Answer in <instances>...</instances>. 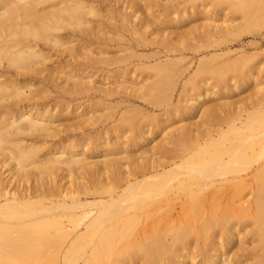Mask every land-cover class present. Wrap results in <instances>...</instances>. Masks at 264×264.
<instances>
[{
	"label": "bare ground",
	"instance_id": "bare-ground-1",
	"mask_svg": "<svg viewBox=\"0 0 264 264\" xmlns=\"http://www.w3.org/2000/svg\"><path fill=\"white\" fill-rule=\"evenodd\" d=\"M242 11L252 18L246 6ZM190 17L179 5L157 7L149 0H0V244L16 249L20 264H240L244 257L264 264L263 97L251 108L231 112L226 127L191 128L186 136L193 146L177 152L172 163L149 154L133 175L121 174L113 182L77 183L75 173L90 164L85 140L73 144L63 138L44 154L49 139L61 136L50 123L58 116L50 108L57 106L40 102L33 90L50 65L81 75L133 70L139 66L131 60L141 50L152 51L142 57L157 63L142 71L161 70L171 63L160 62V51L176 47L166 34L175 35V27ZM166 23L172 32L164 30ZM114 46L125 56L103 58ZM168 76L159 75V81ZM65 78L69 92L71 80L81 89L93 77ZM155 83L130 84L124 91L143 97L154 88L150 99L159 105L166 84ZM201 98L188 107V116L197 113ZM69 108L60 107L62 113ZM172 108L162 111L167 115ZM150 135L145 132L143 142ZM116 146L108 144L105 151ZM126 162L99 164L120 171ZM60 172L75 190L54 178V186L46 187L44 176ZM208 232L213 242L197 244Z\"/></svg>",
	"mask_w": 264,
	"mask_h": 264
},
{
	"label": "rangeland",
	"instance_id": "rangeland-1",
	"mask_svg": "<svg viewBox=\"0 0 264 264\" xmlns=\"http://www.w3.org/2000/svg\"><path fill=\"white\" fill-rule=\"evenodd\" d=\"M149 1L157 7L176 4L185 15H191L175 27V35L169 33L174 30L171 24L162 25L170 35L166 34L169 44L174 43L176 47L173 52L172 49L168 52L167 49L160 51V62L170 61L171 64L161 70L150 68L148 72H143L142 68L147 64L155 66L157 63L142 57L151 55L152 51L139 50L131 60L139 67L133 70L128 67L124 71H89L81 75L70 74L68 70L60 71L56 69L57 66L50 65L48 72L40 75V83L33 88L35 93L43 98L40 102L47 101L57 106L55 109L53 107V111L52 107L50 108L52 114L58 115L50 123L52 129L58 128L61 131V136L49 139L44 154L63 138L73 144L86 141L88 152L85 157L90 164L75 173L77 183L83 186L90 187L95 181L113 182L119 175L127 177L130 172L133 175L149 154H154L156 161L162 164H170L175 160L177 152L180 155L193 146L191 138H188L191 128L216 130L219 128L217 125L221 124L226 127L225 119L228 120L231 112H240V108H251L261 97L264 98V0ZM245 6L250 10V19H245L246 15L242 11ZM165 17L166 15L161 18ZM176 37L179 41H176ZM126 39L130 37L127 36ZM133 44L138 45L137 42ZM121 48H109L110 53L103 58L122 59L125 52L121 51ZM55 61L56 57L53 62ZM47 75H50L52 80H45L44 76ZM66 75L79 76L82 79L93 77L92 83L86 81V86L75 89L72 84L78 82L71 80L70 91L67 92L64 85ZM121 75L126 77L117 80ZM159 75L169 76L160 78L159 81ZM43 80L45 81L41 82ZM116 80L120 86L123 85L122 90H119V85H113ZM155 82L166 84V89L163 87L161 93L159 92L165 101L159 105L153 104L150 99L155 94L154 88L147 89L143 97L131 91H124L130 84L142 83L152 87ZM199 87L201 89H198ZM113 89L117 90L116 93L114 91L107 97ZM199 94H202L199 105L201 108L198 106L197 113L192 117L188 116L191 109L188 107ZM64 104L70 105L66 113H62L60 109ZM169 107H173V111L165 115L162 109ZM194 124L196 125L193 126ZM145 132H150L151 135L143 142ZM177 140L179 142H176ZM181 140L184 143L181 144ZM70 142L67 147L72 145ZM108 144L117 145L116 149L105 151ZM120 158L127 159L126 168L120 171L110 170L99 164ZM63 175L60 172L57 176H44L48 183L46 187L54 186L55 183H50L54 178L68 189L75 190L77 187L74 183L69 179L64 180ZM36 184L31 183L32 186ZM126 186L124 182L120 191ZM80 197L85 198L84 194ZM45 204L50 205L52 202L47 200ZM183 217L185 216H176L177 219ZM211 234L212 232L200 234L197 244H211ZM248 240L246 244H252L251 240ZM67 245L63 244L65 248ZM231 249L230 247L227 253L232 255L234 252H230ZM202 258L201 256L200 259ZM4 260L12 264H20L21 261L16 249H9V246L0 244V262ZM247 261L244 257L240 264L254 263Z\"/></svg>",
	"mask_w": 264,
	"mask_h": 264
}]
</instances>
